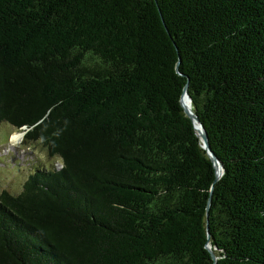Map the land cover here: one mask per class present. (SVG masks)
I'll use <instances>...</instances> for the list:
<instances>
[{
    "label": "trees",
    "instance_id": "obj_1",
    "mask_svg": "<svg viewBox=\"0 0 264 264\" xmlns=\"http://www.w3.org/2000/svg\"><path fill=\"white\" fill-rule=\"evenodd\" d=\"M1 124L61 168L0 193V264H214L211 187L215 264H264V0H0Z\"/></svg>",
    "mask_w": 264,
    "mask_h": 264
},
{
    "label": "rangeland",
    "instance_id": "obj_2",
    "mask_svg": "<svg viewBox=\"0 0 264 264\" xmlns=\"http://www.w3.org/2000/svg\"><path fill=\"white\" fill-rule=\"evenodd\" d=\"M19 133L7 124L0 125V193L5 191L18 195L30 174L37 169L61 168L56 158H49L47 152L38 143L24 145L19 133V142L14 143L11 136Z\"/></svg>",
    "mask_w": 264,
    "mask_h": 264
},
{
    "label": "water",
    "instance_id": "obj_3",
    "mask_svg": "<svg viewBox=\"0 0 264 264\" xmlns=\"http://www.w3.org/2000/svg\"><path fill=\"white\" fill-rule=\"evenodd\" d=\"M180 60H178L177 64H176V73L181 75L178 69ZM188 80L186 82V84L183 87L182 90V95L180 97V105L183 109L184 114L191 120L194 131L196 133V136L198 137L200 143H201V148L205 151L206 155L209 157L210 161L212 162V165L214 167L215 170V178L213 183H215L216 181H218L221 176L223 175V167L221 162L216 158V156L212 153L209 143H208V137L206 134V131L203 127V125L200 123L199 119L197 118V116L193 113V111L191 110V99L188 95ZM25 132L21 133V137L24 136ZM212 189L213 187H211L210 189V197L208 199L207 205H206V232H207V244H206V249L209 251L210 255H211V259L213 261V263H216L217 258L215 257V255L213 254V252L211 251V246L209 245V225H208V211H209V206H210V202H211V195H212Z\"/></svg>",
    "mask_w": 264,
    "mask_h": 264
},
{
    "label": "bare ground",
    "instance_id": "obj_4",
    "mask_svg": "<svg viewBox=\"0 0 264 264\" xmlns=\"http://www.w3.org/2000/svg\"><path fill=\"white\" fill-rule=\"evenodd\" d=\"M19 138H20L19 133H15V134H13V135L11 136V140H12L14 143L19 142Z\"/></svg>",
    "mask_w": 264,
    "mask_h": 264
}]
</instances>
